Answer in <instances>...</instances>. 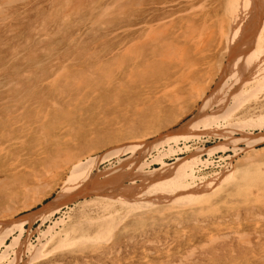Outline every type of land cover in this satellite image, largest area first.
<instances>
[{"label": "bare ground", "instance_id": "obj_1", "mask_svg": "<svg viewBox=\"0 0 264 264\" xmlns=\"http://www.w3.org/2000/svg\"><path fill=\"white\" fill-rule=\"evenodd\" d=\"M48 1H50V5L52 6V8L54 7L55 9H54V12L47 15V18H49L51 22H54L53 24H57V26H56L55 31L49 34L47 38H45L48 41L56 40V42H52V45H50V48H48L47 54L56 55V51L58 49L59 43L62 40L61 39L58 41V38H60V33L63 31V29H67V32L65 36L63 37V40L67 41L65 42V44L67 45V49L65 50V53L62 54L61 56L62 58H64V61L62 63L59 57L56 56L57 57L56 63L51 64V67H56V68H49V67H45L41 65L40 64L41 60H39V57L35 56L33 53L30 54V52H27V50L25 51V48L23 46H26V45L29 46L28 41L33 40L32 35L26 37L25 38L26 43L21 45L20 48L15 49L13 51L12 53L13 56H21L23 57L24 60L31 62L32 69L34 70L33 71V70L23 69L25 70L24 72H26V75H23L22 77H20L23 79L22 80L23 83L19 82V80L18 81L11 80L10 82L7 80L8 85H6V87L9 88L12 85L15 88L14 90L16 92L13 91L14 94L10 96L9 99L6 98L7 101H5L4 104H2L4 108L2 107L0 111L2 112L0 113V117L2 118V119L0 118V123H2L1 121L6 122V123H9V121L17 122L16 124L19 125L20 128H22L20 129L21 130L20 135L25 133L24 137L26 136L32 137V134L36 130H41L45 123L48 124L53 121H55V126L57 122H59V126L60 125L62 126L63 124L62 121H64L66 117H68L67 121L69 123H73V118L77 114L81 115V117L83 118L82 112L85 113V110L89 109V107L84 108L85 105H88V103L89 104L92 103V105L93 104L98 105V107L97 106L96 107L99 108L101 106V103L105 101V98L100 93H96L94 95L92 94V97L86 98L85 96L86 94H83L84 92L83 89H86V86H90L91 91L98 90L99 92H101L105 85L113 84L111 81L114 82L115 81L114 79L116 78V76H119V75H121L119 76L121 80H118L116 82L118 84V90H122L123 92H125L124 90L128 89L126 80L129 79L130 82H133L134 80L131 81V79L138 77V74H139L141 79L146 84L145 88H143L144 89L143 99L140 98L142 100V103L145 101L149 102V100H151L153 103H156L157 101H160V98H163V100H165L167 98L165 95L167 94L168 91H170L171 89L174 91L180 86L189 87V89L190 88L195 89L196 83L200 80L201 78L200 75L202 76L203 73L207 74L206 79L208 81V84L213 82L212 84H214V87L211 88V90H209V94L207 95L204 91L203 93H201L202 104L200 103L201 105L197 108L198 109V111L196 110L197 113L194 112L195 114L194 115L191 114L193 116L183 121L181 125L179 124L180 126L178 125V127H175L166 133L159 134L155 140L150 141L147 144L141 145L143 143L137 140L136 141L132 140L133 142L127 141L121 145L117 144L114 147V149L111 148L112 150L109 148L110 149L109 151H106L100 154L99 153L94 154L92 156V154H90L92 149H98V147L102 148L103 146L105 147L106 144L109 145L110 143L111 144L115 143L122 137H125V135H127L128 133L126 134L124 132L125 134L124 133L122 134L119 131H115V133L113 134L111 132L108 133L107 131L108 134L103 136V138L101 137V134L98 135V137L100 136L99 137L100 139H97V138L95 139V136H93L94 140L91 141V140H88L89 136H88V139L86 137L87 142H85L84 144L80 143L82 140L80 141L79 136L74 134L75 136L73 137V140L76 143L77 147H80V150L78 154L77 153L73 154L72 161L70 162V167L67 166L69 168L67 170L68 172L65 174L64 177L60 179L62 183L60 185L61 186L60 193H58L57 195L58 197L54 198L48 204H42V207L37 209L36 212H32L33 211L32 210L30 213L29 212L25 213L17 218L16 217L9 218V219H13V222L12 221L9 222L8 220H3L2 221L3 224H0V246L4 248L2 252L0 253L1 260L3 258H6L9 255V251L14 249L15 247L17 248V251H14L15 254H19V252L22 251L21 246H20L21 239L23 238L22 233L24 232V229L22 228V226L26 224L27 222H29V219L31 220L30 221L31 223L30 222L29 223L34 224L32 222H35L36 220H39L42 218L41 214L45 216L46 214L51 213L52 209H54L55 211H58L61 209L59 208V206L57 207L56 205H57V202L59 201L58 199L59 196H62L64 194L63 192L66 190L67 187L69 189H72L73 186L74 187L78 186L80 189L78 190L79 191L78 194L72 193V195L70 196L71 200L70 198L68 199L70 200V202H73L75 199H78V196L80 195L82 198L89 196L92 193V191H86V190H83L82 188L83 186H87L90 182L94 183L95 186H97L96 189H102L103 187H106L104 190L103 189L102 190L107 193L104 195L102 194L103 196L101 195L97 196V198L101 199L102 197H106V195L108 194L110 195L108 196L110 200H112L113 202L116 201L120 204H123L124 208L125 207L127 208V211L132 210V209L136 211V209H139V208L143 209V207L149 206L148 201L150 199L155 198L156 201L154 202L159 203L162 200L163 201L167 200L169 196L171 197L173 195L171 199H168V201L170 200V202L172 201L176 203L178 199H181V201L192 200V199L197 198V196L199 195L203 196L204 194H206L207 189L217 188L216 184L222 182L225 179H229L230 176L234 174L233 171L235 170L231 162L229 163V165H231L230 170L228 171L220 170L219 172H215V173L213 172V174H211L212 176H210L209 178L204 176L205 177L204 178L202 176L203 173L199 174L198 171H195V165L197 161H195L194 158L189 161L187 158L185 159V158L179 157L173 163H166L164 161V158H166L167 155L171 153H176L178 155V153H180L183 149L184 150L188 149L189 146L186 145V142L188 141L190 136L192 135L196 136L198 135V132L200 134V132L202 133L208 128L210 129L211 127L210 124L214 126H218L219 122H217V120L219 119L226 120V122L228 121L229 127L233 126L234 121L232 122L230 121L232 117H234L233 114H236L235 111L239 110V107H241L242 104L248 101L249 97L254 98V99L256 98L257 100V96L259 95L258 93L264 92V0H184L183 2L180 3V4H183L181 6L179 5L173 6L172 2L175 0H48ZM43 2H44L43 0H0V30H1L0 32H3L4 28H9V31L14 33L15 36H17V33L21 30V26L23 28L29 29L32 23V18L29 15L30 12L34 9L40 10V6L43 4ZM59 13L61 15H59ZM32 28H34L35 30L34 35H36L38 34L40 30L45 29L44 22L39 21L38 24L34 27L32 26ZM87 40L92 42V44H89L88 47L85 46V42ZM39 41H42V42L44 41L43 35H41V38L39 37ZM38 45L42 46L41 44H38ZM257 45H259L258 48H257ZM44 46L46 45H43L42 47ZM222 47H224L223 48L224 51L221 53L222 55H220V57L217 58L219 56L218 54H220V50H222L221 49ZM69 48H73L74 52H76L78 57H80L81 59H84V60L91 59L93 61H97V64H98L97 67H93V68L89 67L88 69L81 68L79 70H75L76 72H74V70L72 71L71 69H74L73 64L70 65L69 62H71V59H75V57L70 59L71 55L69 52L70 50ZM223 57L224 59H226L225 63L223 62ZM6 70L7 68L4 67V69L1 71H6ZM20 70H22V68H20L19 70L15 69L14 71L17 74ZM46 74H49V75L44 76ZM70 74H75L74 75L75 79L72 80L71 78H68L71 76ZM215 76H217L216 81L215 79H213ZM58 82H60L59 88H58V85H59ZM75 82L79 83L78 85L79 93L77 94L78 96L81 97V99L79 100H83L84 98L86 100L85 103L82 104V106H77L78 104L75 103L76 99L72 98L71 95L69 97V91L70 92L75 91V90H72L73 88L70 87V86L74 87V85H76ZM253 82L255 83V86L252 87L253 89L251 88L252 90H250L249 88L247 90V88L250 87L251 83ZM26 83H27V86L26 88H24L23 86ZM45 85H47V88H50V90H52L54 87L53 94H56L57 96H60V97L63 96L65 89L67 88L68 95H65L66 98H64L63 100L64 103L60 102V99L62 98L60 99L53 98V99L48 100L47 97H44V99L48 101L46 103L47 105L46 107L48 109L45 110V111L48 110L49 111L48 113L40 112V109L42 106L37 107V108L34 107V110L32 109L30 110L32 106H34L35 104H39L38 101L32 100L35 98L37 93H40L37 87L39 86L44 87ZM63 85L65 86V88ZM82 85H86V86L83 87ZM172 86H175V87L172 88ZM1 87L3 86H0V88ZM186 93L188 92H185V94ZM136 101H134V103ZM29 102L32 104H29ZM107 102L108 101H105L106 104ZM112 102L113 101H111V103ZM137 102H139V99ZM190 104L192 103L190 102L189 105ZM187 106H188V103H187ZM45 108L43 107V109ZM189 108L190 107H188V109ZM78 109L80 110L78 111ZM154 109L156 110V108ZM174 109H175V106H174ZM93 110L95 111L96 109L93 108ZM207 111H208V115L205 116ZM53 112L54 113L57 112L63 116H59V114H53ZM87 112L88 113L92 112V110L91 111L88 110ZM119 113H121V111ZM179 113H182V112L179 111ZM42 114L44 116L42 118L43 119L46 118L44 122L41 119ZM173 115L174 114L171 113L165 118L162 117L161 119L160 117H157L154 114V116L156 117H153V119H151L152 121H150L151 123H149V125L147 126L148 128H155L160 124L161 121L168 122L169 120H171ZM139 116L140 114L136 113L135 117H139ZM263 116L261 118L258 117L256 120H251L252 119L251 117H250L251 119L249 118L250 120L247 119L249 116L246 119L249 120L248 124L250 123V124H253V126L260 127L264 125ZM99 117H102V116H99ZM88 118L89 117H85V119H88ZM235 118L237 117L235 116ZM242 118L236 119L237 121L235 122L237 123L242 122L241 124H244L245 122H247L246 119L243 120ZM113 119L114 118L112 117L111 118L103 117L102 121L106 122L107 125H110ZM196 121H199V124L203 126V128L201 127L203 130H200V131L197 130L198 127H196V123H195ZM35 125H37V128ZM70 128H71V125H70ZM217 128L218 127H216L215 129ZM106 129H108V127ZM106 129H104L105 133H106ZM56 131L58 130L56 129ZM4 132L9 134V132L7 131H4ZM101 133H103V131ZM190 133H193V134L190 135ZM75 137H76V140H75ZM15 138L18 139L19 137L14 136L13 139L15 140ZM46 138H47V134H43L42 131L38 133V139H35V140L33 139L34 145L32 143V149L36 148L35 147L36 145H39L41 147L44 139ZM180 138H182L183 140L182 141L183 142L182 145H184L183 147H179L178 143H180ZM21 139H24V138L22 137ZM21 139H18V140H21ZM170 139H173L174 146H170L167 152H161L157 154L156 158L154 159V161H157L158 164L161 165L160 168H154V170L147 171L146 169L143 170L144 167L142 166L144 164L142 165L140 160L134 158L133 156H129L128 158H125V159L119 158L120 155L123 152H125L127 149H132V151H134L142 147L141 149L145 150L146 152V151H149L153 145L158 146L161 143H164V141H168ZM252 142L250 140H247L246 147L243 150L252 149L253 147ZM7 148H10L8 147V144H7ZM3 150H6V147H3ZM81 150H86L88 154L86 152H84L86 153L85 155L83 153H80ZM30 152L32 151L30 150ZM35 154L34 153L31 154L32 158L30 157L31 158L30 160L32 161L31 167L35 169V171H31V172L30 171L21 172L18 169H16L17 167H15L17 166V164L20 163V161L22 164L23 163L22 160L26 158L20 159V156H18L17 154L16 156L8 155V157L0 156V168L3 167V169H0V186L5 183L3 176H5L7 180L9 177H13L15 175L11 179V183L13 180L15 182L17 178H18V181L21 180V177L26 179V181H24V185H22V187L18 189L16 187V189L13 191L14 193H23V190L27 192L31 189H38L36 195L41 194L43 192V189L47 187L44 184H40L39 187H36L39 185L38 182H40L41 172H43V169H46L47 171L49 163L51 165V162L54 165H58V164L61 165L60 161L62 157L61 156L59 157V155H55L53 159L48 158V157H38L39 154L40 155L48 154L44 151L36 152ZM111 158H119V161H117L118 162L117 165L112 166L109 164L108 168L107 167L100 168L101 163H104L105 161L110 160ZM63 166H62V169H64ZM6 167L7 169H5ZM30 176L32 178H30ZM138 179L140 180L139 184L136 183ZM124 180L126 181L123 182ZM196 181H200V182H196ZM33 182L37 184L35 186L31 185L33 184ZM112 182L116 185L114 184L112 185ZM258 183L260 182H257V184ZM247 188H249V186ZM236 190H237L236 193H238V189ZM262 190L263 189H261L260 192ZM210 191L207 194H210V196L209 195L208 196L211 199L212 197L211 194L214 191H211L212 193ZM245 191L247 190L245 189ZM216 194H217V191H216ZM226 194H228V192ZM134 195H137V197L139 196L140 198L130 199ZM208 196L207 197L204 196V199H207L206 200L207 202L209 201ZM11 197L12 196H8V199H10ZM13 197L15 198V196ZM40 201L41 200L39 198L36 200V202H40ZM105 201L106 200H104V202ZM168 201H165V202H168ZM200 202H202L203 204L202 200ZM167 204H170V203L168 202ZM30 205L31 204H26V206H24L23 208H29ZM105 205L106 204H104V206ZM113 205H110V206L108 205V206L111 207ZM163 205H165L164 208L167 206L165 203ZM188 205L193 206L192 203L191 204L189 203L186 206ZM108 206L106 205V207ZM106 207H102L101 209L105 208L104 210H107L109 208L108 207L106 209ZM158 207H161V205L157 206L156 208L158 209ZM180 208H183V206H181ZM155 212L157 213V211ZM192 212H193L192 214H195V211H192ZM234 212L235 211H233V213ZM113 213L114 212H111L112 215L109 214V216L111 217L107 215L104 216L105 218L101 217L102 219L100 220L99 225L96 228L97 231H99L100 235L103 234L102 236H105L104 233H106V235H109V230L111 231L113 229H116V227L118 226L117 224H119V222L122 221V220L121 221L119 220V217H118L119 215L115 216L116 214L114 215ZM115 213H117V211ZM123 214H124V211H123ZM151 214L149 217L146 216V218L143 217V215L138 216L136 217L137 219H135L134 222L145 224L147 220L148 221L147 223H149L150 220L151 221L155 220V217L153 216L151 217ZM121 216H120V219H121ZM64 221H65L64 219L60 220V222L62 223L61 225L63 227L65 224V227L63 228V230L60 229L61 230L60 233H59V230L57 231L55 230L56 227L55 228L53 227L57 225L59 222L58 223L54 222L53 223L54 225L52 224L53 225L52 227H49L46 230V232H43L40 235L39 237L40 239L38 243L40 247L37 248V246H31L32 249L34 248L33 250L34 252L32 253V255H30L31 259L36 258L40 255V250L43 248V245L45 244L44 242H42V239H46L47 237H48L47 239H49V236L54 237V233L55 235L57 233L61 235L62 232L64 234H68L71 232L73 225L69 224V222H68L69 224L68 225L66 224L67 222L65 223ZM71 221L72 220H70V222ZM95 223L98 224V222L94 221L93 225H96ZM220 225L221 224H219V226ZM242 225H245V224H242ZM12 226L13 228L15 227V229H18V231H20V234L19 236L13 237L11 239V243L7 244L5 241V237L8 235L9 233L8 231L11 230ZM86 226L87 225H85L84 227ZM79 227L80 226L78 227L76 226L73 229L74 230L76 228L79 229ZM78 229L75 231L77 232ZM93 229L94 228H92V230ZM230 229L232 228L230 227ZM74 230H72V232H74ZM187 230H189V228ZM221 230H222L221 232H223L222 228ZM224 230H226V228H224ZM246 230H249V228ZM85 231H89V230L85 229ZM252 231L253 230H251V233ZM79 232L80 230L78 231V233ZM82 232H83V229H82ZM193 232H199V231L196 230ZM260 232H263V231H260ZM95 233H93V238H95L96 241L92 240V238L89 240L86 239V241L92 240L96 242L94 244L96 246L98 242L101 240L98 239L99 236L95 237L96 235ZM110 233H112V231ZM241 233L244 234L243 232ZM87 234L88 236L90 235L89 233ZM84 235L85 234L81 236H84ZM28 236L30 235L28 234ZM71 236L76 237V234L75 235L72 234ZM64 237L65 235L61 238H64ZM89 237H92V235H90ZM59 238H56V239H59ZM27 239L29 238L25 237V240H23V243H27L28 241ZM197 241H198V238H197ZM55 242H58V241H54V245L56 244ZM187 242L188 241H186V243ZM88 243L90 242H87V244ZM17 258L15 260H17ZM244 260L246 264V262L248 261L246 259ZM262 260H264V258Z\"/></svg>", "mask_w": 264, "mask_h": 264}, {"label": "rangeland", "instance_id": "obj_2", "mask_svg": "<svg viewBox=\"0 0 264 264\" xmlns=\"http://www.w3.org/2000/svg\"><path fill=\"white\" fill-rule=\"evenodd\" d=\"M43 1L44 2L40 6V10L34 9L30 12L29 15L32 18V23H31V26L29 29L23 28L21 26V30L17 33V36H15L14 33L10 32L9 28H4L3 32H0V36H1L0 37V67L2 68V69L1 68L0 69L3 70L4 67L7 68L6 71L0 70V86L4 87V88L3 87L0 88V101L3 100L0 102V111H1V108L3 107L2 104H4V102L7 101V99H9V97L14 94L13 91H15L14 90L15 88L12 85L9 88L6 87V85H8L7 80L9 82L11 80L12 81L13 80H16V81L19 80V82L23 83L22 82L23 79L20 77H22L23 75H26V72H24V71L25 70H33L31 62L24 60L23 57H21V56H13L12 55V53L15 49L20 48L21 45L26 43L25 42L26 37L32 35L33 40L28 41L29 46H27V45L23 46L25 48V51L27 50V52H30V54L33 53L35 56L39 57V60H41V63H40L41 65H43L45 67H49V68H56V67H51V64L56 63V60H57L56 56L59 57L61 63L64 61V58H62L61 56H62V54L65 53V50L67 49V45L65 44V42H67V41L63 40V37L65 36V34L67 32V29H63V31L60 33V38H58V41L61 39L62 40L59 43L58 49L56 51V55L47 54L48 48H50V45H52V42H56V40L55 41H48L45 38H47L49 34H51L52 32L55 31L57 24H53L54 22H51L49 20V18H47V15L54 12L55 8L54 7L52 8V6L50 5V1H48V0H43ZM183 1L184 0H175L172 2V4H173V6H178V5L181 6L183 4H180V3ZM59 15H61V14L59 13ZM39 21L44 22L45 29L40 30L38 32V34L34 35L35 30H34V28H32V26L33 27L36 26ZM32 29L34 32L32 31ZM41 35H43V38H44L43 42L44 43L42 41H39V37L41 38ZM38 44H41L42 46L43 45H46V46L42 47ZM89 44H92V42L87 40L85 42V46L88 47ZM258 47H259V45H257V48ZM223 48L224 47L221 48L222 50H220V54L217 53L219 55L217 58H219L220 55H222L221 53L224 51ZM69 49H70L69 52L71 55L70 59L75 57V59H71V62H69L70 65L73 64L74 69H71L72 71L74 70V72H76L75 70H79L81 68L82 69H88L89 67H91V68L97 67V65H98L97 61H93L91 59L90 60L89 59H87V60L81 59L80 57H78L76 52H74L73 48H69ZM44 59H46V60H44ZM225 61H226V59H224V57H223V62L225 63ZM149 64H151V63H149ZM63 65H65V64H63ZM20 68H22V70H20L16 74L14 70L15 69L19 70ZM23 69H25V70H23ZM48 75L49 74H46L44 76H48ZM70 75L71 76L68 78H71L72 80L75 79L74 78L75 74H70ZM119 76H121V75H119ZM119 76H116V78L114 79L115 80L114 82L111 81L113 84L105 85L101 92H99L98 90L97 91H91L90 86L82 85L83 87L86 86V89H83L84 90L83 94H86L85 95L86 98L92 97V94L94 95L96 93H100L105 98V101H108V102L106 104L104 101L103 103H101V106L99 108H97L98 105H96V104L92 105V103L91 104L88 103V105L84 106V108L89 107V109H86L85 113L82 112L83 118L81 117V115H78V114L76 116H74V118H73L74 124L69 123L67 121L68 117H66L65 118L66 121L65 120L62 121L63 122L62 126L61 125L59 126V122H57L56 126H55V121L50 122L48 124L45 123L41 130H36L32 134V137H28V136L24 137L25 133L20 135L21 134L20 129H22V128H20V126L16 124L17 122H14V121L10 122L9 121V123H6V122L1 121L2 123H0V145H1L0 147H2V148H0V156H2V157L7 156L8 157V155L16 156V154H17L18 156H20V159L26 158V159L22 160L23 161L22 164L20 161V163L17 164V166H15V167H17L16 169H18L19 171H21V172L22 171L23 172L35 171V169L31 167L32 161L30 159L32 158L31 154H33V153L35 154L36 152L44 151V152L48 153V154H42V155L39 154L38 157H48V158L53 159L55 157V155H59V157L61 156L62 159L60 161L61 165L60 164L54 165L50 161L51 165L49 163L47 171H46V169H43V172H41V174L39 173L40 174V182H38L39 185L36 187H39L40 184H44L47 187L43 189L44 193L42 192L41 194H38V195H36L38 189H31L27 192H25L23 190V193H14L13 191L16 189V187H17V189L22 187V185H24V181H26V179L21 177V180L18 181V178H17L15 182L13 180L11 183V179L15 175L13 177H9L7 180H6V177L3 176L5 183L0 186V222H1L0 224H3V222H2L3 220H8L9 222H11V221L13 222V219H9V218H12V217L17 218V217H19L25 213H28V212L30 213L32 210H33L32 212H36L37 209L42 207V204H48L54 198L58 197L57 195H58V193H60V187H61L60 185L62 183V181L60 179L62 177H64L65 174L68 172L67 170L69 169L68 167H70V162L72 161L73 154H75V153L78 154L79 150H80V147H77L76 143L73 140V137L75 135H78L80 141L82 140L81 142L80 141L79 142L84 144L85 142H87L88 136H89L88 140L92 141V140H94L93 136H95V139L96 138L100 139L99 138L100 136L98 137V135H100V134H101V137L103 138V136H105L109 132H111L113 134L115 133V131H119L122 134L124 132L126 134L128 133L127 135H125V137H122L121 139H119L115 143H112V144L110 143L109 145L106 144L105 147L103 146L104 148L98 147V149H92L93 151L91 150V152H90V154H92V156L94 154H98V153L100 154V153L109 151L111 148L114 149V147L117 144L121 145L127 141L130 142L132 140L133 141L137 140V141H141V143H143L141 145L147 144L148 142L155 140L159 134L166 133L169 130H171L175 127H178V125L179 124L181 125L183 123V121L187 120L188 118L192 117L195 113H197V111H198L197 108L202 104L201 93H203V91H204L207 95V94H209V90H211V88L214 87V84H212L213 82L208 84V81L206 79L207 74L203 73L202 76L200 75L201 78L196 83L195 89H193V88L189 89V87H181L180 86L179 88H177L173 91L171 88H169L172 91L171 90L168 91L167 94L165 95L167 97L166 99H168V100H166V99L163 100V98H160V101H157L156 103H153L151 100H149V102L145 101L147 103V105H146V103L143 102V103H145V104H143L142 100H141V99H143V93H144L143 88H145L146 84L141 79L139 74H138V77L131 79V81L134 80L133 82H130L129 79L126 80L128 89L127 90L125 89L124 90L125 92H123L122 90H118V84L116 82L118 80H121ZM216 78H217V76H215L213 79H215V81H216L217 80ZM58 84H59L58 85V88H59L60 82H58ZM75 84L77 86L76 85H74V87L70 86L71 88H73L72 90H75V91H71V92L69 91V97L71 95L72 98L76 99L75 103L78 104L77 106H82V104L85 103L86 100H85V98L83 100H79V99H81V97L77 95L79 93L78 92L79 83L75 82ZM26 86H27V83L23 87L26 88ZM254 86H255V83L253 82V83H251V86L247 88V90L249 88H250V90H252L253 89L252 87H254ZM174 87L175 86H172V88H174ZM246 87H245V89H246ZM37 88H38V91L40 93H37L35 98L32 100L38 101L39 104H35L34 106H32L30 108V110L31 109L34 110V107L37 108V107L42 106L40 109V112H44V113L47 112L48 113L49 112L48 110L45 111L46 109H48L46 107L47 106L46 103L48 101H46V99H44V97H47L48 100L53 99V98H57V99L62 98V99H60V102L64 103L63 100H64V98H66L65 95H68L67 94V90H68L67 88L65 89V92H64L62 97L57 96L56 94H53L54 93V87L52 90H50V88H47V85H45L44 87L39 86ZM64 88H65V86H64ZM185 92H188V93L185 94ZM135 93H136V95H135ZM258 94L259 95L257 96V100H256V98L254 99V98L249 97V100L246 101L244 104H242L241 107H239V110L235 111L236 114H233L234 117H232V119L230 121V122L234 121L233 126L229 127L228 121L226 122V120L219 119V120H217V122H219L218 126H214V125L210 124L211 127L210 126L209 127H210V129L212 128L211 131L208 128V129H206L207 131L205 130L202 133L200 132V134L198 132V135H196V136L195 135L190 136V138L186 142V145L189 146L188 149H185V150L183 149L180 153H178V155L176 153H171V154L167 155L166 158H164V161L166 163H173L179 157L185 158V159L187 158L189 161L194 158V160L197 161L196 165H195V171H198L199 174L203 173L204 175L202 174V176L203 177L205 176L207 178L212 176L211 174H213V172L215 173V172H219L220 170H226V171L230 170L231 165H229V163L231 162L232 166H234V170H235V171H233L234 174L230 176L231 179L230 178L225 179V180H223L224 182L222 181V182L216 184L217 188L207 189V191H206L207 193L210 190L214 191L213 193L210 191L212 193L211 199L209 197L210 194H207L205 192L206 194H204L203 196L199 195L195 199L187 200V201H181V199H178V201H177L178 203L177 202L175 203L172 201L170 202V200L168 201V199L172 198V196H173L172 195L171 197L169 196V198L167 200H165V201H168L170 204H167L168 202H165L163 200H162L163 202L160 201L159 203L154 202V201H156V199L154 198L155 200L150 199L148 201L149 206H147V207L145 206V207H143V209L139 208V209H136V211L134 209H132L133 211L132 210L127 211V208L126 207L124 208L123 204H120L116 201L113 202L112 200H110L108 198V196H110V195H108V194L106 195V197H102L101 199L97 198V196H100V195L103 196L104 194L107 193V192L103 191L106 187H103L102 188L103 190L102 189H96L97 186H95L94 183L90 182L87 186H83L82 189L86 190V191H92V193L89 196H86L83 198L80 195V196H78V199H75L73 202H70V200H71L70 196L72 195V193L78 194L79 193L78 190H80V189L78 186H75V187L73 186L72 189H69L67 187L64 192L62 191L64 194L62 196H59V198H58L59 201L57 202V205H56L57 207L59 206V208H61V209L58 211H55L54 209H52V212L49 214H46L45 216L43 214H41L42 218L39 220H36L35 222H32L34 224H30L31 220L29 219L30 223L27 222L26 224H24L22 226V228L24 229V232L22 233L23 238L21 237L22 239H21V244H20L22 251L19 252V254H15L14 251H17V248L15 247L16 249L14 248V249H12L13 251L12 250L9 251V255L6 258H3L2 260L0 259V264H241V263L245 264L244 259H246L248 261V262H246V264H264V260H262L264 258V255H262V254H264V251H263L264 250V191H263L264 190V179H263L264 178V125L259 127V126H253V124H250V123L248 124V121L251 118H252L251 120H256L258 117L261 118L264 114V95H263L264 92H260ZM113 95H114V97H113ZM138 99H139V102H137ZM217 99H219V98H217ZM111 101H113V102L111 103ZM134 101H136V102L134 103ZM190 102L192 104L189 105ZM187 103H188V106H187ZM29 104H32V103L29 102ZM144 106H146V107H144ZM174 106H175V109H174ZM43 107L44 108L46 107V108L43 109ZM92 107L96 110L94 111ZM188 107H190L189 108L190 110L188 109ZM125 108H126V110H125ZM154 108H156L157 111ZM79 110L80 109H78V111ZM88 110L89 111L92 110V112L88 113L87 112ZM120 111H121V113H119ZM131 111H132V113H131ZM179 111L182 113H179ZM0 113H2V112H0ZM134 113H135V115H136V113H138V114H140V116L135 117ZM171 113L174 115L171 118V120H169L168 122L161 121L160 124L158 123L159 125L157 127L148 128L147 125H149V123H151L150 121H152L151 119H153V117L157 116V117H160L162 119V117L165 118L166 116H168ZM241 113H243V114H241ZM244 113H246V114H244ZM53 114H59V113L53 112ZM154 114L156 116H154ZM191 114H193V115H191ZM97 115H98V117H97ZM207 115H208V111L206 112L205 116H207ZM59 116H63V115L59 114ZM78 116H79V118H78ZM99 116H102V117H99ZM235 116L237 118H235ZM42 117H44L43 114L41 116V119L44 122V120L46 118L43 119ZM85 117H89V118L85 119ZM103 117H105V118H107V117L111 118L112 117L114 119H113L112 123H110V125H107L106 122L102 121ZM123 118H124V120H123ZM241 118L243 120H245L246 118L247 119L250 118V119L249 120L246 119L247 122H245L244 124H241L242 122H240V123L235 122V121H237L236 119H241ZM95 119H96V121H95ZM173 119H174V121H173ZM90 123H92V124H90ZM195 123H196V127H198V129H197L198 131L203 130L202 129L203 126H201L199 124V121H196ZM70 125H71V128H70ZM35 126L37 128V125H35ZM93 126H94V128H93ZM146 126H147V128H146ZM107 127H108V129H106ZM216 127H218V128L215 129ZM56 129L58 131L59 130L60 131L58 132V131H56ZM94 129H96L97 131ZM104 129H106V133H105ZM148 129H150V130H148ZM78 130H80V131H78ZM101 130L103 131V133H101L102 132ZM4 131L9 132V134L4 132ZM41 131L43 134H47V138L44 139L41 147L39 145H36L35 146L36 148H34L35 149L34 150V149H32V143L34 145L33 139L34 140L38 139V133H40ZM107 131H108V133H107ZM191 134H193V133H190V135ZM69 135H71V136H69ZM14 136L19 137L18 139H21L22 137L24 139L18 140L17 138H15V140H16L15 141L13 139ZM66 136H68V137H66ZM86 137H87V139H86ZM92 137H93V139H92ZM11 138H12V140H11ZM75 140H76V137H75ZM247 140H250L251 142L253 141L252 142L253 147L250 150L249 149L243 150L246 147V141ZM182 141H183L182 138H180V143H178L179 147L184 146V145H182L183 144ZM7 144H8V147H10V148H7ZM170 146H174L173 139H170L168 141H164V143H161L158 146L153 145L152 148L146 152H145V150L141 149L142 147L138 148V150H134V151H132V149H127L125 152H123L120 155L119 158L125 159V158H128L129 156H133L134 158L139 159L140 162L142 163V165L144 164L142 166V167H144L143 170L146 169L147 171H151V170H154V168H160V166H161L160 164H158L157 161H154V159L156 158V155L161 153V152H167V150L170 148ZM3 147H6V150H3ZM30 150L32 152H30ZM21 151H22V153H21ZM84 152L87 153L86 150L80 151V153H83L85 155L86 153H84ZM27 154H29V155H27ZM119 158H111L110 160H107L104 163H101L100 168H104V167L108 168L109 164L112 166L117 165V163H118L117 161H119ZM214 158H216V159L218 158L220 163L214 162ZM13 160H15V159H13ZM28 160H30V161H28ZM46 160H48V159H46ZM202 163H203V165H202ZM62 166L64 169H62ZM0 169H3V167ZM5 169H7V167ZM64 171H66V172H64ZM22 176H24V175H22ZM199 176H201V175H199ZM30 178H32V177L30 176ZM53 179L56 181H54ZM125 181L126 180H124L123 182H125ZM196 182H200V181H196ZM257 182H260L261 184L260 183L257 184ZM136 183L139 184L140 180L138 179L136 181ZM36 184L37 183L33 182V184H31V185L35 186ZM113 184L114 183L112 182V185ZM254 184L257 186H255ZM114 185H116V184H114ZM248 186H249V188L250 187L251 188L250 189L247 188ZM236 189H238V193H236L237 192ZM245 189L247 191H245ZM248 189H249V191H248ZM261 189H263L262 190L263 192L262 191L260 192ZM216 191H217V194H216ZM227 192H228V194H226ZM231 195H232V197H231ZM235 195H237L238 197ZM8 196H12V197L10 199H8ZM13 196H15V198ZM94 196H96V197H94ZM204 196H206V197L208 196V198H209L208 202L206 201L207 199H204ZM202 197H203V199H202ZM229 197H231V198H229ZM240 197H242V198H240ZM38 198L41 200L40 202H36V200ZM69 198H70V200H68ZM136 198H140V197L139 196L137 197V195H134L130 199H136ZM199 198H200V200H199ZM94 199H95V201H94ZM104 200H106L105 202H107V203H105ZM197 200H199V201H197ZM201 200L203 201V204H202V202H200ZM245 200H246V202H245ZM96 201H97V203H96ZM111 201H112V203H111ZM161 202H162V204H161ZM156 203H158V204H156ZM164 203L167 205L165 208H164L165 205H163ZM189 203L190 204L192 203L193 206H190V205L186 206ZM26 204H31V205L29 208H23L24 206H26ZM78 204H80V205H78ZM104 204H106L107 206L108 205L110 206L113 204L114 205L111 206L113 208H111L109 206H108L109 207L108 208V207H106V205L104 206ZM152 205H154V206H152ZM156 205L157 206L161 205V207H158L159 210L156 208L157 207ZM79 206L81 207V209ZM101 206L106 207V209L107 208L108 209L107 210H104L105 208L101 209L102 208ZM181 206H183V208H180ZM155 208H156V210H155ZM78 209L80 210V212ZM144 209H145V211H144ZM76 210H77V212H76ZM100 210H102V211H100ZM116 211H117V213H115ZM123 211H124V214H123ZM155 211H157V213ZM192 211H195V214H192L193 213ZM233 211H235V212L233 213ZM111 212H114L113 214L114 215L116 214L115 216L119 215L118 216L119 220L120 221L122 220V221L119 222V224H117L118 226L116 227V229L111 230L112 233H110L111 232L110 230H109V235H106V233H104L106 236L105 237V236H102L103 234L100 235L99 231H97L96 228L99 225L100 220L102 218H105L104 217L105 215H107V216H109V214L112 215ZM151 212H152V214H151ZM220 212H221V214H220ZM154 213H156V214H154ZM150 214H151V217L152 216L155 217V220H152V221L150 220L149 223H147L148 221L146 220L145 224L134 222L135 219H137L136 217L143 215V217L146 218V216L149 217ZM120 216H121V219H120ZM29 217H31V216H29ZM84 217H86V218H84ZM109 217H111V216H109ZM238 218H239V220H238ZM61 219L62 220L64 219L65 220L64 222L65 223L67 222L66 224H68V222H69V224L73 225L72 230H74L73 228H75L76 226L82 227V228L79 227V229L78 228L75 229V230L78 229V231L80 230V232H79L80 234L78 233V231L76 232L74 230V232H75L74 233L71 230V232H70L71 234L70 233L64 234L62 232V234L60 235L59 234L61 231L60 229L63 230V228L65 227V224H64V227L61 225L62 224L60 222ZM78 219H80V220H78ZM259 219H260V221H259ZM70 220H72V221L74 220V221L70 222ZM228 220H229V222H228ZM232 220H234V221H232ZM94 221L98 222V224L95 223L96 225H93ZM54 222L55 223L59 222L60 224L58 223L57 225L53 226ZM187 223H189V224H187ZM90 224H91V226H90ZM202 224H204V225H202ZM219 224H221V225L219 226ZM242 224H245L246 226L242 225ZM85 225H87L86 227H88V228L84 227ZM189 225L191 228L189 227ZM261 225H263V226H261ZM52 226L54 228L56 227V229H55L56 231L59 230V233H57L58 235L57 234L55 235V233H54V237L49 236V239H47L48 237L46 239H42V242H44L45 244L43 245V248L40 250V255L36 258L31 259L30 255H32V253L34 252L33 251L34 248L32 249L31 246H37V248H39L40 246L38 245V243H39L40 235L43 232H46V230ZM92 226H94V227H92ZM259 226H260V228H259ZM83 227L89 231H85V229ZM209 227H211V228H209ZM230 227L232 229H230ZM235 227L236 228L238 227V228L236 229ZM247 227L249 228V230H246V229H248ZM92 228H94V229L92 230ZM188 228H189V230H187ZM221 228L223 229V232H221L222 231ZM224 228H226V230H224ZM228 228H229V230H228ZM82 229H83V232H82ZM194 229L198 230L199 232H193V231H196ZM250 229L253 230L252 233L255 236L251 233ZM94 230H96L98 232V234ZM260 231H263V232H260ZM8 232L9 233L5 237V241L7 244H10L11 239L15 236H19L20 231H18V229H15V227L13 228V226H12L11 230H9ZM241 232H243L244 234H242ZM87 233L92 235V237H89L90 235L88 236ZM93 233L96 234L95 237L99 236L98 239L102 241V242L99 241L96 246L94 245L96 242L92 241V240L96 241V239L93 238ZM230 233H232L233 235ZM28 234L30 236H28ZM72 234L73 235L76 234V237L77 236L78 237L76 238L75 236H71ZM77 234H79V235H77ZM83 234H85V235L81 236ZM107 234H108V232H107ZM64 235H65V237L61 238ZM66 235L67 236L70 235L71 237L70 236L67 237ZM24 236L29 238V239H27L28 240L27 243H23V240H25ZM59 236H60V238H59ZM204 236H206V237H204ZM84 237H85V239H84ZM186 237L187 238L189 237V238L187 239ZM56 238H59V239H56ZM91 238H92V240L86 241V239L89 240ZM197 238H198V241H197ZM61 239H62V241L64 240L63 242L65 244L61 241ZM68 240H70V241H68ZM80 240H81V242H80ZM185 240L188 242L186 243ZM199 240H201V241H199ZM226 240H228L229 242ZM54 241H58V242H55L56 244L54 245ZM72 242H74V243H72ZM77 242H79V243H77ZM85 242H86V244H85ZM87 242H90V243L87 244ZM61 243H63V244H61ZM82 243H83V245H82ZM24 244H25V246H24ZM51 244H53V245H51ZM173 244H174V246H173ZM213 244H214V246H213ZM246 245H248V246H246ZM56 248H57V250H56ZM3 249L4 248L2 246H0V253L2 252ZM58 249H60V250H58ZM150 250H151V252H150ZM223 250H224V252H223ZM172 251H174V252H172ZM260 251H262V252H260ZM17 256H18V258H17ZM15 257L17 258V260H15L16 259ZM249 258H250V260H249ZM19 260H21V261H19ZM240 261H241V263H240Z\"/></svg>", "mask_w": 264, "mask_h": 264}, {"label": "built area", "instance_id": "obj_3", "mask_svg": "<svg viewBox=\"0 0 264 264\" xmlns=\"http://www.w3.org/2000/svg\"><path fill=\"white\" fill-rule=\"evenodd\" d=\"M214 162L218 163L219 162V159L217 158H214ZM220 163V162H219Z\"/></svg>", "mask_w": 264, "mask_h": 264}]
</instances>
